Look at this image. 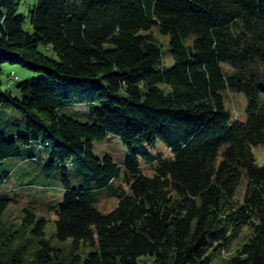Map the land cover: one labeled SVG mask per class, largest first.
Returning <instances> with one entry per match:
<instances>
[{"label": "trees", "instance_id": "obj_1", "mask_svg": "<svg viewBox=\"0 0 264 264\" xmlns=\"http://www.w3.org/2000/svg\"><path fill=\"white\" fill-rule=\"evenodd\" d=\"M23 1L0 0V188L13 158L64 170L55 237L73 246L68 257L55 249L31 208L20 230L6 229L11 199L0 195V264H264V166L253 154L264 146V0H38L33 33ZM155 28L170 38L172 67L159 68ZM7 64L40 75L19 85L22 98L3 89ZM228 90L246 96L245 122L226 108ZM75 104L91 122L59 115ZM7 111L24 121L6 124ZM108 136L128 148L129 192L115 160L94 153ZM158 142L171 157L152 155ZM101 195L118 206L102 213Z\"/></svg>", "mask_w": 264, "mask_h": 264}, {"label": "rangeland", "instance_id": "obj_2", "mask_svg": "<svg viewBox=\"0 0 264 264\" xmlns=\"http://www.w3.org/2000/svg\"><path fill=\"white\" fill-rule=\"evenodd\" d=\"M38 0H24L20 9V13L26 16L25 30L29 33H33V28L30 19V8L37 4ZM151 33L158 40L162 46L163 57L162 63L159 68H169L174 65V59L170 52V38L161 35L157 28L153 29ZM42 51L49 55H53L51 51H47L45 48H41ZM228 71L230 70L227 65L224 66ZM3 89L11 91L14 97L22 98V94L19 89V85L25 81L39 78L40 75L35 74L28 69L20 66L5 65L3 67ZM226 108L232 113L234 119L245 122L247 120V107L248 101L245 95L228 90L224 92ZM59 115L68 116L78 119L82 122H91L93 119L91 109L82 104H75L72 106L63 107L59 110ZM6 124L12 120H22L24 117L14 111H7L4 115ZM128 148L124 145L120 138L115 136H108L105 140L95 142L94 153L100 157L105 158L107 156L112 157L115 162L122 169V179L117 181L118 186H123L126 191L129 192L130 186L125 182L126 165L125 161L128 157ZM154 157L163 155L165 157H171L170 149L162 142H158L155 149L151 150ZM253 154L255 156L256 166H264V146H258L253 148ZM40 157L46 158V154L38 151ZM141 158V157H140ZM143 164V173L146 176H153L151 166L145 165V160L140 159ZM7 165L13 169V175L2 188H0V195L7 196L11 199L10 206L4 214L3 221L6 229L11 228L13 231H18L24 223L26 216L25 209L31 208L35 214L36 219L45 218L48 221L46 234L47 239L51 241L52 246L55 249L62 250L65 257H68L73 246V241L67 242L59 241L56 235V210L59 205L64 201V195L66 192L65 182L66 173L64 170L55 169L48 171L45 168V161H27L25 162L21 158H13L7 161ZM69 181L73 187L78 188L82 185V180L78 169L74 165H69L68 168ZM241 199L245 193V187L241 190ZM118 206V200L116 198H110L106 195H101L100 202L97 204V208L104 214H108ZM25 233L24 239L30 237V230L23 229ZM250 236V229L243 231L242 237L234 243L230 253H224V257H230L235 255L236 251L247 242ZM19 243V242H18ZM91 252L90 248L82 245L79 250V254L86 258ZM143 260V261H142ZM139 264H146L149 259H142Z\"/></svg>", "mask_w": 264, "mask_h": 264}]
</instances>
